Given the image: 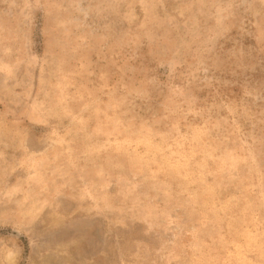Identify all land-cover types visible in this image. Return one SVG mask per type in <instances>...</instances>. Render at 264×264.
Returning <instances> with one entry per match:
<instances>
[{
    "label": "rangeland",
    "instance_id": "1",
    "mask_svg": "<svg viewBox=\"0 0 264 264\" xmlns=\"http://www.w3.org/2000/svg\"><path fill=\"white\" fill-rule=\"evenodd\" d=\"M0 264H264V0H0Z\"/></svg>",
    "mask_w": 264,
    "mask_h": 264
}]
</instances>
